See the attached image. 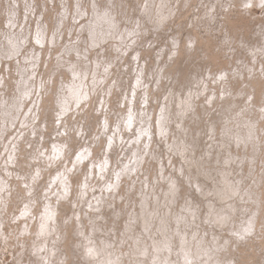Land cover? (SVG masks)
Instances as JSON below:
<instances>
[{
  "label": "rangeland",
  "instance_id": "374dc122",
  "mask_svg": "<svg viewBox=\"0 0 264 264\" xmlns=\"http://www.w3.org/2000/svg\"><path fill=\"white\" fill-rule=\"evenodd\" d=\"M14 1L15 0H0V36L3 35L2 36L3 38L0 37V44H4V43H6L5 41L10 39L9 35H12L11 33L14 34V32L17 31L18 33L16 32L15 34H19V29H20V32L25 31V32H28V34L31 32L29 34V40L30 41L28 42V44H29L28 48H30L31 45L37 44L36 38L40 32V28L42 30V27L46 26L45 28H47L46 29L47 30L46 31L47 32V35H46L47 39H46V47L43 50V52H46L45 54H43L44 66L39 69L38 74L40 73V79L41 80L46 81L49 88L51 89V92L47 96L45 94V91H44L45 111L41 112V115H40V117H41L40 121L42 122V124H41L42 127L44 128L45 125H48L47 128H44V130L42 128H41L42 130H40V129H39V131L37 130L39 133L37 132L36 134L31 135V136L35 135L34 137H31V136L27 137V141L22 143V146H24V147H21V150L19 151V153L20 152H22V153H21V155L20 154L18 155V159H17V161L19 162L18 165L17 166H15V165L11 166V169L15 171V174L22 177V181L21 182L16 181L14 183V185H13L14 190L12 192V196L9 197L10 201H9L8 205H6L4 207H0V226H1L0 232L2 233L0 235V238H2V239H0V264H30V262H31V264H100V262L105 259V258L103 259V257H105V255H103V252L105 249L103 247V245H104L103 243H104V239L108 237L109 228H110V230L116 229L115 233L113 231L112 232L109 231L110 233H113V235H119V237H124L123 236V229L126 228V221L127 222L129 221L126 218L127 215H125V213L127 214V212L130 210H131V212H136V211H137V213L140 212V210H139L140 207H139V205H137L138 201L140 200V196H141L140 193L137 194L138 190L140 189L139 183L135 185L136 188L129 195L128 190L130 188V191H131V189L134 187V184L132 182L131 187H129L128 183H131V179L127 178L126 176L122 179L120 186H119L118 193L116 195L114 194V196L112 195V197H114V199L110 198L111 202H113V208H110V209H108V211L103 212V213H105L104 217H106V219H108L109 222L107 223V220H105L104 221L105 223L103 222V225H101L100 228H98L99 230L97 233H99V232L101 233V234L99 233L100 238H99L98 234H97L98 237L94 236L95 234L94 235H93V233L91 234V232H93V231L91 230V222L89 221L90 215H92V213H91V211L88 212L89 216H87L86 212L89 210V203L94 201L96 199V197L101 195L100 186L103 185L105 180L102 179V175H101L102 173H100V172L98 175H96V177L94 176L92 178L91 175H92L93 171L94 170L99 171V167H98L99 165L98 166L96 165L95 169L92 170V168H93L92 159L95 160V162H97V163H99L100 161L105 163V162H107V156L109 157V162H110L109 170H111L112 175L110 177H108L107 179L110 182H112L114 179L113 175H114L115 171L118 170L119 167H123V164H125L129 160H131V159L127 160V157H125V154H123V148L120 149V146L121 145L124 146L127 142L124 143L120 140H121V138H127L130 134H133V132H135L134 134H138V132L136 130H134L133 132L130 131L128 133L125 132V129H124V127H126L125 120L128 119L130 112L133 111L134 106L137 109H138V107L141 108V103L143 102V98L141 99V97L144 96V93L146 91H147V93L149 92L148 97H150L149 98L150 105L148 107L147 104L146 105L142 104V109L145 107H148L150 109L149 118L151 121V124H150L151 132H152L151 138H153L152 139L153 144H155L154 151L157 152L159 154V156L161 157V161L163 163L162 166L164 165L163 166L164 169L162 172L165 175H167L168 177H170V176L174 177L176 182L179 183L178 184V186H179L178 187V195H177L174 206L171 205V208L173 210H178V212L181 211V209L185 205V200L188 198V196L192 197L191 193L188 192V188H190V187L188 186V183L183 181L181 174L178 173L179 158L177 156H174V158H175L174 159L175 160L174 165H172L173 164L172 162H174L173 160H170L171 162L169 161L168 151H167L168 145L165 144L166 140H164L163 142L160 141L158 130H157V127H158L157 122L159 123V120H158L159 115H160L159 112L161 109V104H163V98H164L165 93H167V92L169 93V92L173 91V88L177 89L179 86V81H180V83L181 82L184 83V85H183L184 87H188L189 84H187V82H186L187 79L196 78L197 76L202 77L203 75L205 76V78L208 77L207 79H209L210 75H212L213 77H216L217 79L222 80L221 84L224 86V84L226 83V87H228V88H231L233 86L232 88H234V89L239 88L240 91L243 89L245 90V95L242 97V104L241 105L240 104L238 105V102L236 101L237 98L233 97L234 96L233 94H230L227 97V99L224 101L220 100L218 97V99L221 102L220 103L221 108L216 107L212 111V114H209V113L206 114L207 111L203 108V103H202V101L205 98L203 96L200 97L199 99L196 100V108H195V113H196V115L198 114V116L193 115L194 120L189 121L190 126H192L194 128H200L201 126H197V122H199L200 120H203V122L201 123L202 129L200 130V132H204L203 133L204 140L202 142H200V144H202L203 147H201V148L197 147L196 148V150L198 152H200L199 153L200 156L203 155V158H201V160H200V162L202 164L204 163L205 160L211 161V160L215 159L214 157L210 158V156L208 155L209 153H207L208 151L215 153V151L217 149V142L216 141L213 142L212 145H208L210 142H212L211 134H213L212 131H209V130H211L212 124L215 123V129L218 131V134H219L217 139H220V140L226 142L225 148H223L220 152L222 155L221 160L223 162L229 163V165H225V167L230 168L232 170V171H229L230 174L228 173L229 177L231 176L230 178L232 179L233 184L237 185V187L239 188V197H243V198L245 197L247 200V201L244 200V202L241 204V206L244 208V212H247V218L245 219V217L240 213L241 209H238L236 215H234V217H233V220H232L233 223L232 224L230 223V225L225 227L226 229H231L233 232L236 231V233L229 232V230L222 232V230H220V229H215L217 234H219L221 237L227 238L226 240L222 239V241L225 240L224 241L225 244L223 245L224 246V251H223L224 253L222 254L223 255V257H222V255H221L222 251H220V257H218V258L223 259L222 260L223 264H264V122H263L264 121V90L262 89V91H257V92H254L253 94H250L251 92L249 93V82L251 80V76L249 75L250 68L251 67L256 68L258 66H261L262 63L264 62V55H262V54H264V41H263V32H262L263 31L262 27L264 26V11L262 9L255 8L256 10L253 9L251 12L254 15L251 16L247 11H245V9L242 6H240V4L242 3L241 0H237V1L236 0H234V1L233 0H229V1L228 0H222V4L218 8L217 12L214 11L216 14V21L212 25V30L210 31V33H208L204 29L203 25L196 28V25L201 24L200 22L204 16L205 11L207 10L206 5H205V7H203V4L205 3L204 0H201V3H199L200 0H191L190 3H187V0H183V1L182 0H179V1L178 0H172L173 5H175L174 8L177 9V11L175 10V13H174L175 16L174 17L172 16L169 20L170 22H167V24H165V25L162 24L161 26L156 27V28H155L154 23H150L149 20L148 21L145 20L144 16L142 15V13L144 14L143 9H146L147 5L148 6L151 5L150 0L149 1L148 0H126V1L125 0H118V1L117 0H106L107 2L105 0H100V1L99 0H95V1L94 0H83V1L82 0H66V1L65 0L64 1L55 0V2H54V0H45V1L44 0H24V1L23 0H19V1L16 0L15 1L17 3L16 5H15ZM101 1H102V3L104 1V3L100 4ZM143 1H145V2H143ZM146 1H148V2H146ZM231 1H232V3H231ZM18 2H19V4H18ZM22 2H24V3L26 2V3L24 4ZM64 2H67V3H64ZM94 2H97V3L94 4ZM98 2H99L100 6L98 5V7H96ZM122 2H123V4H121ZM138 2H139V4H138ZM182 2H184V3H182ZM228 2H230L231 8L229 7V9L232 10L231 13H229L230 11L226 7ZM20 3H21V5H20ZM27 4H28V6H27ZM64 4L68 5L67 6L68 8ZM105 4L107 5L104 7V8H106V10L103 8V6ZM143 4H144L145 8L143 7ZM194 4H196V5H194ZM14 5L15 6L18 5V6L14 7ZM101 5H102V7H101ZM114 5H116V6H114ZM125 5H127V6H125ZM31 6L33 9L31 8ZM44 6H46V7H44ZM116 7H118L119 9ZM123 7H124V9H122ZM99 8H100V10H99ZM108 9H110V10H108ZM128 9H131V10H128ZM28 10H30V11L33 10V12L31 11V13H30V11H28ZM59 10H60V12H59ZM82 10H84V11H82ZM141 10H142V13H141ZM91 11L94 13H92ZM111 11H113V12H111ZM120 11H124L125 17H124V13L120 12ZM203 11H204V13H203ZM114 12L118 16L116 14H114ZM126 12H128V13H126ZM11 13H13V14H11ZM35 13H36V15H35ZM65 13H68V14H65ZM97 13H99L100 15H103V14L109 15L112 22L118 26V28L116 29L117 33H120V32L126 33L127 31H132L134 29L135 34H133L131 39L130 38L128 39V40H130L128 42L131 43L133 40H136L134 43L135 45L130 44L129 47H126L127 45L123 46L120 44V41L117 40V42H115L116 41L115 40V41H113L115 44V47L112 48L111 47L112 41L109 40L110 41V42L108 41L109 43L107 42L106 44L103 45V48L106 47V50L104 49V51H102L100 47L97 48L96 51L99 53L98 55L101 58L102 62L104 63V64H102V63L100 64V65H102V66H100V68H101L100 71L102 70V72L105 74V75H103V73H102L101 76L103 78H105L106 80L99 83L100 88L98 87L97 91L91 92V94H92L91 98L87 101V103L85 102L87 104L84 107L85 111L83 109L81 110V112L78 111L79 109L82 108L83 105L79 106L78 109L74 108L73 112L70 113L69 116H66L65 118L63 117L64 118L63 121L65 123L64 124L59 123L60 125H58L57 114L60 113V109H59L60 107L56 103L57 96L60 94V92L62 90H67L68 85L71 84V82L73 81L72 70L64 67L65 64L60 65L59 59L63 58L67 62V63L66 62L65 63L68 66L78 64V62L80 61V56L78 55L77 50L80 48L82 53H86L88 50H90L89 48L91 46L90 45L91 35H90V32L87 29V27L95 19L97 20V16H96ZM111 13H113V15ZM83 14H85V15L83 16ZM139 14H140V17H139ZM77 15H78V17H77ZM81 15L83 16V18L81 17ZM133 16H135L136 18ZM116 17H117V19H116ZM122 17H123V19H122ZM19 18H20V20H19ZM29 18L32 22L29 20ZM119 18L122 19L124 24L122 23V21ZM71 21H73V23ZM127 21H129V22H127ZM135 21H137V22H135ZM25 22H26V25L24 24ZM29 23H30V25H29ZM83 23L84 24L86 23V24L84 25ZM126 24H127V26H126ZM128 24H130L131 26ZM16 25H17V27H16ZM27 25H29L30 27ZM39 26H40V28H39ZM63 26L66 28V30H64L65 28ZM71 26H73V28ZM213 26H214L215 31L213 29ZM81 28H83V29H81ZM99 28H102V26H99ZM9 29L11 30V32H9L10 31ZM136 29H139V30H136ZM32 30H33V32H32ZM82 30H83V33H82ZM12 31H14V32H12ZM46 32H45V34H46ZM220 32H222V33H220ZM180 33H181V35H180ZM54 34H56V35L54 36ZM143 34H147V35H143ZM80 35H82V36H80ZM139 35H142V36H139ZM144 36H145V38H144ZM175 36H178L177 38L180 39V43H179V46L177 49L179 51V53L176 55H172L173 51L175 50L172 40ZM226 36L229 37V40L227 41L228 44H226V42L224 41L226 39ZM56 37H57V39H56ZM77 37H78V39H77ZM85 37H86V39H85ZM133 37H135V38H133ZM189 38L192 40L194 38L197 42L196 47H195L196 49L194 50L195 52L194 51H187V41ZM52 39H55L56 44L54 46H51V48L53 47V49H51V51L48 53L47 52V48H49L48 44H51L50 42ZM84 40L87 42H85ZM144 40H145V42H144ZM78 41H80V42H78ZM137 43H138V45H137ZM78 44H79V47L77 48ZM119 44L121 47L119 46ZM130 47H132V49ZM168 47H169V49H168ZM31 49H32V47H31ZM54 49H56V50H54ZM85 49H86V51H85ZM69 50L71 52L67 53V51H69ZM129 50H131V51H129ZM260 50H261V52H260ZM111 51H112V53H111ZM43 52H41V54ZM167 53H169V54H167ZM25 54H28V53L26 52ZM70 54H73V57H71L72 55H70ZM104 54H105V57H104ZM179 54L181 55L180 57H179ZM62 55L64 57H67V59L62 57ZM113 55L115 57H113ZM124 55H126V56H124ZM118 56H120V57H118ZM138 56H139V58H138ZM89 57L92 59L93 62H95L96 55L94 54V51L91 52ZM106 57H108V58H106ZM198 57H199V59L200 58L201 59L199 60ZM68 58H71V59H68ZM161 58H162V60H160V63H159V59H161ZM234 58H236V59H234ZM41 59H42V57H41ZM107 59H109V62H110L109 64L105 63L108 61ZM82 60H84L85 62H86V60L88 61L87 58H86V60H85V58H83V59H81V61L79 63H81ZM111 60L113 62L114 61L115 62L112 63ZM257 60L259 62H257ZM73 61H75V62L73 63ZM50 62H52V63H50ZM176 62H179V63H176ZM191 62H192V64H191ZM233 62L235 63V65ZM161 63L164 65H162ZM199 63H200V65H199ZM250 63H252L253 65ZM12 64H13V62H12ZM116 64H117V67H116ZM239 64L241 65V67H239ZM40 65H42V63H40ZM208 65H209V67H208ZM9 66L8 65L5 67L0 66V71L3 74H6L7 81H8L7 87L5 85H4L5 88H3V86L0 87L2 90V91L0 90L1 91L0 96L2 95V97L6 98L7 100H9V99L13 100L15 98L14 95H16V93L18 92L17 81H16V78H18V72L15 68V65L14 66L12 65L13 66L12 70L9 68ZM197 66L199 67V69L201 71L198 69ZM158 67H160V68H158ZM263 67H264V63H263ZM263 67L261 66V69H263ZM118 68L120 70H118ZM238 68H239V70H242V71L244 70V71L243 72L239 71ZM53 69H55V70H53ZM104 69H107L108 72L107 71L104 72ZM109 69H111V70L109 71ZM115 69H117V70H115ZM10 70H11L12 75L9 73ZM139 70L143 72L141 75V80H143V84L145 86L138 88L137 82L135 81V79L138 75H140ZM152 70H153V72H152ZM48 71H49V73H48ZM68 73H70V74L68 75ZM239 73L244 74V77L240 78V81L236 80L237 79L236 76H238L237 74H239ZM65 74H67V75H65ZM108 74H109V76H108ZM152 74H153V80L151 77ZM227 74L229 75V77ZM9 75H10V77H9ZM191 75H192V77H191ZM230 75H232V76H230ZM67 76L68 77L70 76V77L68 78ZM181 76H182V78H181ZM222 76H224V77H222ZM11 77H12V79H11ZM42 77H43V79H42ZM142 77H144V79ZM63 78H66V79L63 80ZM54 79H55V81H54ZM49 80H50V82H49ZM68 80H69V82H67ZM162 80H164V81H162ZM212 80L213 79H209V82L207 84L208 92L210 93L213 91V89H215L214 91L216 92V90H217V94L219 92L220 97H221L222 92L225 91L226 89L223 88L220 91V89L217 88L219 86V84L213 83ZM228 80L230 81V83L228 82ZM232 81H234V82H232ZM53 82L55 83L56 87L54 86ZM176 82L178 83V85L176 84ZM231 82H232V85H231ZM262 83H264V76H262ZM156 84H158V85H156ZM227 84L231 85V86H228ZM215 85H218V86L216 87ZM147 86L149 87V89ZM210 86H211V88H209ZM260 87H264V84H261V86H259V88ZM52 88H54V89H52ZM136 89H137V92L133 93L136 91ZM157 89H160V90H157ZM4 91H6V93ZM98 91H101V94H99L100 92H98ZM97 93L99 95H97ZM138 94H139V96H137ZM219 94H218V96H219ZM63 95H65V94H63ZM135 95H136V98H135ZM140 99H141V101H139ZM90 100H91V102H90ZM252 100H253V102H252ZM157 101H159V102H157ZM51 102H54V103L50 104ZM204 102H205V100H204ZM254 105H255V108L257 107L256 108L257 110L253 108ZM226 106H227V110L229 112L228 113L229 118H226L227 115L225 116L224 110H222V108L223 107L226 108ZM228 106L230 107V109L228 108ZM218 108H219V110H218ZM241 109H243V111ZM221 110H222V114H221ZM217 111H219V112L217 113ZM238 112L240 113V115L238 114ZM218 114H220V115H218ZM256 114H257V116H256ZM243 115L245 118L242 117ZM246 115H247V117L248 116L249 117L247 118ZM106 116H107V118H106ZM230 116H233V117H230ZM257 117L259 119H257ZM54 118H55V120H54ZM68 118H70V119L68 120ZM221 119H223V120L221 121ZM233 119H234V122H233ZM251 119H253V120H251ZM116 120H117V122H116ZM52 121H54V122H52ZM77 121H78V123H76ZM109 121H111V123H113V124L109 123ZM223 121H224V123H223ZM260 121H261V123L263 122V124H261ZM227 122L230 123L232 128L230 127L229 123H227ZM97 123H99V124H97ZM234 124L237 126L236 127L237 129L235 128ZM53 125H54V127H52ZM232 125H234V126H232ZM112 126H113V128H112ZM228 126L230 127V131L231 132L233 131L235 136L233 135V133L230 134L231 133L230 131L229 132L227 131V130H229ZM48 127H50V128H48ZM243 127L246 129V131L244 130ZM53 128H54V130H53ZM247 128L250 130H248ZM45 129H47V130H45ZM79 129H80V132H79ZM108 129H109V131H108ZM134 129H136V128H134ZM239 129H241V130H239ZM14 130L12 131V133L14 132ZM67 130H68V132H67ZM18 131L15 132L13 137L18 135V133H19ZM226 131H227V133H226ZM74 132H75V134H74ZM194 132H196V131H194ZM258 132H259V134H258ZM68 133L70 135H67ZM107 133L108 134L110 133V134L108 135ZM223 134L228 136L230 139L226 136H225V138H223L224 137ZM58 135H59V137H58ZM125 135H126V137H125ZM221 135H222V137H221ZM230 135L232 138L230 137ZM252 135H254L253 138H251ZM61 136H63V137H61ZM67 136H68V138H67ZM114 137L116 138V141H118V142L112 140ZM199 137L200 136L198 135L197 139H199ZM234 137L236 140L233 139ZM237 137H239V138H237ZM57 138H58V140H57ZM170 140H172V142H171V144H172L174 141L173 135L171 136ZM233 141H235L234 146H233V143H234ZM36 143H37V145H36ZM57 143H60L61 145L63 144L62 148H63L64 153H63V155H61V157L59 156L58 158L54 159V157H50L49 155L51 153H54V154L57 153V151L54 149L55 144H57ZM116 143L119 146L116 145ZM27 144L28 145L32 144V145L30 147L29 146L27 147ZM112 144H113V146H112L113 149H111V151H110L109 149H110V146ZM32 146H34L33 149H30V148H32ZM213 146H215V148H212ZM41 147H42V149H41ZM87 147H89L91 149L89 158L88 159L86 158L82 161H79V159L81 158V153H83L84 151L85 152L88 151V149H86ZM228 148H229V151H228ZM261 148H262V150H260ZM36 149H37V151H36ZM211 149H213L214 151ZM241 149H243V152ZM34 150L37 153L34 154ZM224 151H226V152H224ZM230 151L232 154L230 153ZM65 152H66V154H65ZM230 155H232V156L234 155L233 156L234 158ZM0 158L1 159L3 158V160L5 159V150L0 149ZM226 158H229V159H226ZM7 159H9V157H7ZM53 159H54V161H53ZM152 159H153L152 157H149L148 161H146L147 159H145V162L143 163V165L141 166V169H140L141 172L138 173L139 178H135L137 174H134L132 176V178L135 179L136 181H139V179L140 178L142 179L143 177L145 180L149 179L157 187V190L160 191L159 196H161L162 195L161 189H163L164 186L166 187V183H164L161 180L160 183L156 184V179L158 178L157 172H159L158 176L160 177L161 167L159 166L158 163H156V161H154ZM216 159L219 160L218 157H216ZM30 160H31V162H30ZM59 161H61L62 163H60ZM1 162H2V160H1ZM52 162H53V164H52ZM55 162H58V163H55ZM80 162H81V164H80ZM123 162H125V163H123ZM75 165L77 167H75ZM38 166L41 168H39ZM220 166H222V164L218 165V167H216V168H220ZM3 167H5L6 169L8 168L6 164L2 166V169H3ZM208 167H210V166H208ZM221 168H223V167H221ZM2 169H0V172L7 174ZM34 169H35V171H34ZM67 169H68V171H67ZM238 170H239V172H238ZM247 170H248V172H247ZM256 171H258V172H256ZM41 172H43V173H41ZM216 172H217V170H216ZM243 172L244 173L247 172L246 173L247 175L244 174ZM58 174H63V175L66 174L67 177L69 175V180L68 181L66 180V183H68V186H70V191H69L70 193L66 190V192L64 193L65 198H64V200H61L62 203L59 204V202H56L55 203L56 205H55L54 202L56 200L58 201L57 196L56 195L51 196V195H49L51 193H47V192L55 191V193H57V192L63 193V191L65 190L60 181L55 182V177H56V175L58 176ZM33 175H36V177L32 181L31 179H32ZM63 175L61 177H63ZM109 175H110V172H109V174H107V176H109ZM241 175H243V177ZM66 176L64 175L65 178H66ZM215 176L218 178V176H220V175H219V173H216ZM61 177H59V178H61ZM86 179L87 180L90 179L89 183L93 184L94 189L89 188L90 186L85 183V182H87ZM30 182H32L33 186L29 185ZM212 183H213V181L208 182V184H210V185ZM34 184H36V185H34ZM114 184H116V180H115ZM51 186L52 187L54 186V187L52 188ZM60 190H62V191H60ZM243 190H244V192H243ZM164 193H166V190L164 191ZM109 195L110 194H107V193L105 194L106 197H109ZM48 197H49V200H48ZM66 197H68L69 199ZM41 198H43L44 200ZM86 198H87V200H86ZM128 198L130 199V202H129L130 205L124 204ZM237 198L238 197H236V200H237ZM85 200L87 201L86 204H88V205H86L84 203ZM191 200H194L195 202L202 204L200 198L197 195V191L195 188L193 189V198H191ZM49 202H52L53 204L49 203ZM9 204H10V206H9ZM43 205H45V206H43ZM50 206L54 207V209L56 210V215L52 220H49L46 222L45 220H46V217L48 216L47 210L49 209ZM28 208H31L30 218L31 217L33 218L31 221L28 218L23 217V212ZM201 210L203 212L207 213L205 211L206 210L205 208L201 209ZM252 210H253V212H252ZM111 211H114V212L118 211L117 215L119 216V219H117L118 217L116 218L115 216L110 215ZM82 213H83V219L82 220L85 223V225H81V223H80L81 217L79 214H82ZM119 214H121V217ZM36 215H38V218L36 217ZM204 215L206 216V214H204ZM92 217H93V215H92ZM243 219H244V221H243ZM110 225L113 227H111ZM251 228H252V230H251ZM242 229H247L248 232L249 231L250 232L249 233L241 232ZM100 230H102V231H100ZM139 231H140V229H139ZM104 232H106V233H104ZM87 233L90 235L88 236ZM245 233H246V235H245ZM104 234H106V235H104ZM242 234H243V236H242ZM208 238H211V237L209 236ZM107 239L110 240L111 239L110 236ZM114 239L116 240V238H114ZM247 239H248V241H247ZM207 243H210V242H207ZM99 245H102L101 249H100ZM118 248L116 249V253L126 249V247H124V248L120 247V250ZM94 249H100L101 250L100 255L96 257L97 261H96V259H93V254H94L93 250ZM128 249H130L129 246H128ZM100 256H101V258H100ZM141 257L140 256H136V257L132 256L130 261H129V257H126L125 260H128L129 264H131V263L135 264L133 262H136ZM98 260L100 262H98ZM119 262H122V259Z\"/></svg>",
  "mask_w": 264,
  "mask_h": 264
},
{
  "label": "bare ground",
  "instance_id": "6f19581e",
  "mask_svg": "<svg viewBox=\"0 0 264 264\" xmlns=\"http://www.w3.org/2000/svg\"><path fill=\"white\" fill-rule=\"evenodd\" d=\"M16 1V0H15ZM14 1V2H15ZM19 1V0H18ZM24 1V0H23ZM45 1V0H44ZM64 1V0H62ZM66 1V0H65ZM83 1V0H82ZM95 1V0H94ZM100 1V0H99ZM106 1V0H105ZM118 1V0H117ZM126 1V0H125ZM149 1V0H148ZM146 1V2H148ZM151 1V5H147L146 9H143L144 14L141 13L144 16L145 20H149L150 23H154L155 28L161 26L162 24H167V22H170V18L174 15L175 10L177 11V9L174 8L175 5H173V1L172 0H150ZM179 1V0H178ZM177 1V2H178ZM183 1V0H182ZM229 1V0H228ZM234 1V0H233ZM237 1V0H236ZM242 3L240 4V6H242L245 11H247L251 16H253L254 14H252V10H256L255 8H259L262 9L264 11V0H241ZM28 2V1H27ZM30 2V1H29ZM32 2V1H31ZM55 2V0H54ZM78 2V1H77ZM76 2V3H77ZM107 2V1H106ZM124 2V1H123ZM123 2L121 4H123ZM145 2V1H143ZM191 0H187V3H190ZM204 4L203 7H205V5L207 6V10L203 11L204 16L201 20V24L196 25L197 27H200L201 25H203L204 29L210 33V31L212 30V25L214 24V22L216 21V14L214 11L217 12L218 8L221 6L222 4V0H204ZM24 3V2H22ZM26 3V2H25ZM24 3V4H25ZM46 3V2H45ZM67 3V2H64ZM97 2H94V4ZM104 3V1H103ZM102 1L100 4H103ZM120 3V2H119ZM118 3V4H119ZM128 3V2H127ZM141 3V2H140ZM184 3V2H182ZM201 3V0L200 2ZM232 3V1H231ZM17 3L15 2V5ZM19 4V2H18ZM80 4V3H79ZM78 4V5H79ZM108 4V3H107ZM116 4V3H115ZM126 4V3H125ZM139 4V2H138ZM186 4V3H185ZM14 7H17L15 6ZM21 5V3H20ZM31 5V4H30ZM66 5V4H64ZM77 5V6H78ZM81 5V4H80ZM99 2L97 4L96 7H98ZM120 5V4H119ZM196 5V4H194ZM25 6V5H24ZM28 6V4H27ZM68 5H66L67 7ZM100 6V5H99ZM107 6L106 4L103 6V8ZM109 6V5H108ZM116 6V5H114ZM127 6V5H125ZM129 6V5H128ZM139 6V5H138ZM13 7V6H12ZM46 7V6H44ZM49 7V6H48ZM65 7V6H64ZM65 7V8H66ZM87 7V6H86ZM102 7V5H101ZM130 7V6H129ZM142 7V6H141ZM144 7V4H143ZM185 7V6H184ZM187 7V6H186ZM227 9H229L230 7V2H228V4L226 5ZM26 8V7H25ZM32 8V6H31ZM64 8V9H65ZM68 8V7H67ZM118 8V7H116ZM127 8V7H126ZM145 8V7H144ZM183 8V7H182ZM231 8V7H230ZM14 9V8H13ZM33 9V8H32ZM48 9V8H47ZM63 9V8H62ZM87 9V8H86ZM85 9V10H86ZM95 9V8H94ZM106 10V8H104ZM111 9V8H110ZM108 9V10H110ZM119 9V8H118ZM124 9V7L122 8ZM185 9V8H184ZM49 10V9H48ZM89 10V9H88ZM100 10V8H99ZM98 10V11H99ZM102 10V9H101ZM112 10V9H111ZM117 10V9H116ZM115 10V11H116ZM131 10V9H128ZM137 10V9H136ZM19 11V10H18ZM27 11V10H26ZM30 11V10H28ZM33 12V10H31ZM30 11V13H31ZM35 11V10H34ZM57 11V10H56ZM69 11V10H68ZM71 11V10H70ZM84 11V10H82ZM126 11V10H125ZM140 11V10H139ZM201 11V10H200ZM199 11V12H200ZM227 11V10H226ZM229 13L232 12L231 9H229ZM60 12V10H59ZM73 12V11H72ZM87 12V11H86ZM90 12V11H89ZM92 12V11H91ZM113 12V11H111ZM118 12V11H117ZM123 12L124 11H120ZM219 12V11H218ZM29 13V14H30ZM94 13V12H92ZM102 13V12H101ZM128 13V12H126ZM140 13V12H139ZM177 13V12H176ZM13 14V13H11ZM38 14V13H37ZM68 14V13H65ZM80 14V13H79ZM86 14V13H85ZM83 14V16L85 15ZM113 15V13H111ZM114 14H116L114 12ZM121 14V13H120ZM132 14V13H131ZM200 14V13H199ZM16 15V14H15ZM14 15V16H15ZM19 15V14H18ZM28 15V14H27ZM31 15V14H30ZM36 15V13H35ZM117 15V14H116ZM189 15V14H188ZM57 16V15H56ZM60 16V15H59ZM74 16V15H73ZM83 16L81 15V17L83 18ZM89 16V15H88ZM97 20L95 19L88 27L87 29L90 32L91 35V43H90V50H88L86 53H82L81 49L79 48L77 50L78 55L80 56V61L81 59L86 58L88 59V61L86 60V62L84 60H82L81 63L78 62V64H74V65H66V61L63 58L59 59V64L60 65H64V67H66L67 69L72 70V76H73V81L71 82V84L68 85L67 90H62L60 92V94L57 96V100L56 103L59 105V109H60V113L57 114V123L58 125H60L61 123H65L63 121V119L66 116H69L70 113L73 112L74 108H77L81 105L82 108L79 109L78 111L81 112V110H84V107L87 105V101L91 98L92 94L91 92H95L98 90L99 87V83L102 81H105L106 79L103 78L102 75V70L100 71V65L101 63L104 64L101 60V58L99 57V53L96 51L98 47L101 48L102 51H104V49L106 50V47L103 48V45L106 44L109 40L112 41V48L115 47V44L113 41L117 42L120 41L121 45H127L126 47H129L130 44H134L136 40H133L131 43L128 42L130 40H128L129 38L131 39V37L133 36V34H135L134 29L132 31H127L126 33L124 32H120L117 33L116 29L118 28V26L112 22L111 18L109 15H100L99 13H97ZM118 16V15H117ZM137 16V15H136ZM199 16V15H198ZM10 17V16H9ZM30 17V16H29ZM78 17V15H77ZM76 17V18H77ZM124 17H125V13H124ZM127 17V16H126ZM129 17V16H128ZM132 17V16H131ZM135 17V16H133ZM140 17V14H139ZM16 18V17H15ZM21 18V17H20ZM19 18V20H20ZM28 18V17H27ZM32 18V17H31ZM34 18V17H33ZM136 18V17H135ZM134 18V19H135ZM258 18V17H257ZM8 19V18H7ZM26 19V18H25ZM39 19V18H38ZM43 19V18H42ZM71 19V18H70ZM75 19V18H74ZM85 19V18H84ZM117 19V17H116ZM121 21L123 19L119 18ZM138 19V18H137ZM136 19V20H137ZM28 20V19H27ZM30 20V18H29ZM34 20V19H33ZM83 20V19H82ZM126 20V19H125ZM124 20V21H125ZM132 20V19H131ZM130 20V21H131ZM142 20V19H141ZM144 20V21H145ZM16 21V20H15ZM26 21V20H25ZM31 21V20H30ZM29 21V22H30ZM35 21V20H34ZM64 21V20H63ZM75 21V20H74ZM85 21V20H84ZM87 21V20H86ZM116 21V20H115ZM114 21V22H115ZM7 22V21H6ZM21 22V21H20ZM32 22V21H31ZM73 23V21H71ZM126 22V21H125ZM129 22V21H127ZM137 22V21H135ZM18 23V22H17ZM39 23V22H38ZM37 23V24H38ZM117 23V22H116ZM123 23V21H122ZM121 23V24H122ZM145 23V22H144ZM149 23V24H150ZM10 24V23H9ZM21 24V23H20ZM26 25V22L24 23ZM66 24V23H65ZM84 24V23H83ZM86 24V23H85ZM84 24V25H85ZM124 24V23H123ZM133 24V23H132ZM7 25V24H6ZM18 25V24H17ZM16 25V27H17ZM30 25V23H29ZM27 25V26H29ZM39 25V24H38ZM70 25V24H69ZM77 25V24H76ZM80 25V24H79ZM130 25V24H128ZM141 25V24H140ZM153 25V24H152ZM151 25V26H152ZM163 25V26H164ZM44 26V25H43ZM62 26V25H61ZM82 26V25H81ZM87 26V25H86ZM99 26H102V28H99ZM127 26V24H126ZM131 26V25H130ZM133 26V25H132ZM144 26V25H143ZM148 26V25H147ZM30 27V26H29ZM46 26L42 27V30L40 28V32L36 38V45H31L30 48H28V42L29 40V34L31 33L29 30V34L28 32L25 31H21L19 29V34H15L17 31V29L15 30L16 32L11 33L12 35L10 36V39L5 41L6 43L4 44H0V66H9V68L12 70L13 66L15 65V68L18 72V78H16L17 81V89L18 92L16 93L15 98L13 100H7L6 98L2 97V95L0 96V149L1 150H5V159L3 160V158H0V169H2L3 165H7V169L5 167H3V171H5L7 174L1 173L0 172V207H4L6 205H8L9 201H10V196H12V192H13V185L16 181L21 182L22 181V177L19 175L15 174V171L11 169V166H17L18 165V155L22 152L19 153V151L21 150L22 143L27 141V137L31 136L33 134H36L39 129L40 130H44V128H47L48 125H45L44 128L42 127V122L40 121L41 117V112L45 111V105H44V91L45 94L48 96L51 92V89L49 88L48 84L46 83L45 80H41L40 79V73L38 74V71L41 67L44 66V61H43V54H45L46 52H43L44 48L46 47V35H47V28H45ZM64 27V26H63ZM68 27V26H67ZM73 28V26H71ZM134 27V26H133ZM165 27V26H164ZM24 28V27H23ZM38 28V29H39ZM65 28V27H64ZM75 28V27H74ZM84 28V27H83ZM81 28V29H83ZM132 28V27H131ZM146 28V27H145ZM154 28V27H153ZM68 29V28H67ZM121 29V28H120ZM130 29V28H129ZM151 29V28H150ZM163 29V28H162ZM214 29V26H213ZM263 29V41H264V26L262 27ZM10 30V29H9ZM22 30V29H21ZM25 30V29H24ZM35 30V29H34ZM37 30V29H36ZM66 30V28L64 29ZM63 30V31H64ZM122 30V29H121ZM139 30V29H136ZM153 30V29H152ZM62 31V30H61ZM68 31V30H67ZM77 31V30H76ZM120 31V30H119ZM215 31V29H214ZM11 32V30L9 31ZM33 32V30H32ZM46 32V34H45ZM51 32V31H50ZM65 32V31H64ZM74 32V31H73ZM140 32V31H139ZM18 33V32H17ZM62 33V32H61ZM60 33V34H61ZM83 33V30H82ZM150 33V32H149ZM154 33V32H153ZM222 33V32H220ZM10 34V33H9ZM33 34V33H32ZM51 34V33H50ZM64 34V33H63ZM71 34V33H70ZM73 34V33H72ZM85 34V33H84ZM190 34V33H189ZM56 34H54L55 36ZM68 35V34H67ZM137 35V34H136ZM143 35H147V34H143ZM181 35V33H180ZM3 36V35H2ZM0 36V37H2ZM82 36V35H80ZM135 36V35H134ZM142 36V35H139ZM150 36V35H149ZM191 36V35H190ZM178 36H175L173 38V46H174V51L172 53V55H176L179 53L178 46L180 43V39L177 38ZM3 38V37H2ZM6 38V37H5ZM50 38V37H49ZM135 38V37H133ZM145 38V36H144ZM148 38V37H147ZM57 39V37H56ZM74 39V38H73ZM78 39V37H77ZM86 39V37H85ZM89 39V38H88ZM141 40V39H140ZM229 40V37L226 36V39L224 40L227 43V41ZM70 41V40H69ZM85 41V40H84ZM231 41V40H230ZM80 42V41H78ZM82 42V41H81ZM87 42V41H85ZM84 42V43H85ZM110 42V41H109ZM108 42V43H109ZM141 42V41H140ZM145 42V40H144ZM3 43V42H2ZM51 44H48L49 48H47V52L49 53L51 51V49H53V47L51 48V46H54L56 44L55 39H52ZM61 43V42H60ZM65 43V42H64ZM155 43V42H154ZM170 43V42H169ZM196 40L193 38L192 39H188L187 41V51H194L196 48ZM63 44V43H62ZM73 44V43H72ZM87 44V43H86ZM118 44V43H117ZM119 44V46H120ZM144 44V43H143ZM232 44V43H231ZM64 45V44H63ZM135 45V44H134ZM138 45V43H137ZM171 45V44H170ZM223 45V44H222ZM65 46V45H64ZM72 46V45H71ZM86 46V45H85ZM117 46V45H116ZM261 46V45H260ZM58 47V46H57ZM69 47V46H68ZM79 47V44L77 45V48ZM121 47V46H120ZM125 47V48H126ZM133 47V46H132ZM132 47H130L132 49ZM163 47V46H162ZM167 47V46H166ZM172 47V46H171ZM259 47V46H258ZM61 48V47H60ZM73 48V47H72ZM84 48V47H83ZM87 48V49H88ZM160 48V47H159ZM261 48V47H260ZM167 49V48H166ZM169 49V47H168ZM172 49V48H171ZM252 49V48H251ZM56 50V49H54ZM61 50V49H60ZM222 50V49H221ZM262 50V49H261ZM260 50V52H261ZM86 51V49H85ZM94 51V54L96 55L95 58V62L92 61V59L89 57V55L91 54V52ZM108 51V50H107ZM113 51V50H112ZM111 51V53H112ZM124 51V50H123ZM131 51V50H129ZM155 51V50H154ZM157 51V50H156ZM159 51V50H158ZM28 54H25V53ZM41 52H43L41 54ZM71 52L70 50L67 51ZM137 52V51H136ZM140 52V51H139ZM166 52V51H165ZM169 52V51H168ZM171 52V51H170ZM195 52V51H194ZM59 53V52H58ZM105 53V52H104ZM130 53V52H129ZM128 53V54H129ZM186 53V52H185ZM192 53V52H191ZM52 54V53H51ZM114 54V53H113ZM169 54V53H167ZM194 54V53H193ZM65 55V54H64ZM71 57H73V54ZM102 55V54H101ZM112 55V54H111ZM164 55V54H163ZM260 55V54H259ZM264 55V54H262ZM54 56V55H53ZM126 56V55H124ZM130 56V55H129ZM159 56V55H158ZM181 55L179 54V57ZM42 57V59H41ZM62 57H64L62 55ZM75 57V56H74ZM105 57V54H104ZM112 57V56H111ZM113 57H115L113 55ZM112 57V58H113ZM120 57V56H118ZM122 57V56H121ZM192 57V56H191ZM252 57V56H251ZM255 57V56H254ZM253 57V58H254ZM65 59H67V57H64ZM108 58V57H106ZM139 58V56H138ZM160 58V57H159ZM190 58V57H189ZM195 58V57H194ZM71 59V58H68ZM74 59V58H73ZM193 59V58H192ZM199 59V57H198ZM197 59V60H198ZM201 59V58H200ZM199 59V60H200ZM236 59V58H234ZM251 59V58H250ZM13 60V61H12ZM75 60V59H74ZM108 61L105 63H110L109 59H107ZM113 60V59H112ZM111 60V61H112ZM118 60V59H117ZM136 60V59H135ZM159 59V63H160ZM177 60V59H176ZM175 60V61H176ZM196 60V59H195ZM242 60V59H241ZM6 61V62H5ZM58 61V60H57ZM72 61V60H71ZM138 61V60H137ZM140 61V60H139ZM179 61V60H178ZM236 61V60H235ZM251 61V60H250ZM13 62V64H12ZM66 62V63H65ZM75 61H73L74 63ZM115 62V61H114ZM112 61V63H114ZM257 62H259L257 60ZM40 63H42V65H40ZM52 63V62H50ZM49 63V64H50ZM130 63V62H129ZM136 63V62H135ZM179 63V62H176ZM203 63V62H202ZM234 63V62H233ZM243 63V62H242ZM246 63V62H245ZM249 63V62H248ZM264 63V62H263ZM263 63H262V67H263ZM71 64V63H70ZM127 64V63H126ZM138 64V63H137ZM162 64V63H161ZM171 64V63H170ZM192 64V62H191ZM252 64V63H250ZM13 65V66H12ZM164 65V64H162ZM179 65V64H178ZM194 65V64H193ZM198 65V64H197ZM200 65V63H199ZM235 65V63H234ZM253 65V64H252ZM255 65V64H254ZM114 66V65H113ZM135 66V65H134ZM133 66V67H134ZM139 66V65H138ZM159 66V65H158ZM233 66V65H232ZM244 66V65H243ZM246 66V65H245ZM251 66V65H250ZM249 66V67H250ZM261 66H258L256 68L251 67L250 68V73L249 75L251 76V80L249 82V93L253 94L254 92L257 91H262V89L264 90V87H260L262 83V76H264V67L263 69H261ZM3 67V68H4ZM49 67V66H48ZM62 67V66H61ZM117 67V64H116ZM161 67V66H160ZM158 67V68H160ZM198 67V66H197ZM196 67V68H197ZM209 67V65H208ZM239 67H241V65L239 64ZM54 68V67H53ZM115 68V67H114ZM193 68V67H192ZM191 68V69H192ZM232 68V67H231ZM50 69V68H49ZM58 69V68H57ZM130 69V68H129ZM157 69V68H156ZM199 69V67H198ZM226 69V68H225ZM11 70L9 71V73L12 75ZM55 70V69H53ZM52 70V71H53ZM59 70V69H58ZM111 69H109L110 71ZM117 70V69H115ZM118 70H120L118 68ZM144 70V69H143ZM200 70V69H199ZM203 70V69H202ZM237 70V69H236ZM239 70V68H238ZM51 71V72H52ZM107 69H104V72H106ZM122 71V70H121ZM178 71V70H177ZM181 71V70H180ZM201 71V70H200ZM233 71V70H232ZM242 71V70H239ZM244 71V70H243ZM242 71V72H243ZM47 72V71H46ZM62 72V71H61ZM65 72V71H64ZM108 72V71H107ZM140 75H138L135 79V81L137 82V86L142 87L145 86L143 84V80H141V75H142V71H140ZM153 72V70H152ZM167 72V71H166ZM215 72V71H214ZM49 73V71H48ZM63 73V72H62ZM110 73V72H109ZM122 73V72H121ZM191 73V72H190ZM51 74V73H50ZM70 73H68L69 75ZM107 74V73H106ZM184 74V73H183ZM205 74V73H204ZM47 75V74H46ZM67 75V74H65ZM103 75H105L103 73ZM181 75V74H180ZM185 75V74H184ZM195 75V74H194ZM203 75V74H202ZM201 75V76H202ZM228 75V74H227ZM238 76H236V80L240 81V78L244 77V74H237ZM63 76V75H62ZM109 76V74H108ZM165 76V75H164ZM232 76V75H230ZM253 76V77H252ZM10 77V75H9ZM50 77V76H49ZM64 77V76H63ZM66 77V76H65ZM68 77V76H67ZM70 77V76H69ZM68 77V78H69ZM105 77V76H104ZM112 77V76H111ZM152 80H153V74L151 75ZM189 77V76H188ZM192 77V75H191ZM224 77V76H222ZM229 77V75H228ZM235 77V76H234ZM47 78V77H46ZM59 78V77H58ZM144 79V77H142ZM162 78V77H161ZM182 78V76H181ZM185 78V77H184ZM208 78V77H207ZM205 78V76L203 75L202 77H196V78H191V79H187V84H189L188 87H184V83H180L179 81V86L177 89L173 88V91L171 92H167L164 95L163 98V104H161V109L159 112V123L157 122V130H158V134H159V138L160 141L163 142L164 140H166L165 144L168 145V157H169V161L173 160L174 162H172L174 165L175 164V158L174 156H177L179 158V170L178 173L181 174L183 181L188 183V186L190 188H188V192L191 193V196H188V198L185 200V205L184 207L181 209V211L178 212V210H173L171 208V205L174 206L177 195H178V182H176V180L174 179V177H168L167 175H165L162 171L164 169V165L162 166V161H161V157L159 156V154L157 152L154 151V147L155 144H153V138H151L152 136V132H151V121L149 118V112L150 109L148 108L150 105V101L148 95L149 92L147 93V91L144 93V96L141 97V99L143 98V102L141 103V108L138 107V109L134 106L133 107V111L130 112V115L128 117V119L125 120V125L126 127H124L125 132L128 133L130 131H134L136 130L138 132V134H134L135 132H133V134H130L127 138H121L120 141L122 142H127L124 146L121 145L120 149L123 148V154H125V157H127L129 160L127 163L123 164V167H119L118 170L115 171L114 173V179L112 182L108 181V177H110L112 175L111 170H109L110 167V162H109V157L107 156V162H102L100 161L99 163L95 162V160L92 159V170L95 169V166L99 165V171L94 170L92 173V178L96 175L100 173H102V179L105 180V182L103 183V185L100 186V191H101V195L96 197V199L92 202L89 203V210L86 212V215L89 216V213L91 211L92 215H90L89 221L91 222V230L93 232H91V234L93 233L94 236L98 237L100 234L97 233L98 232V228H100L101 225H103V222L105 220H107V223L109 222L108 219H106V217H104L103 213L104 211H108V209L113 208V202H111V199H114V197H112V195L114 196V194L116 195L119 191V186L120 183L122 181V179L126 176L127 178L131 179V183H128V186L131 187L132 182L134 184V187L131 189L130 188L128 190V194L130 195L133 190L136 188L135 185L139 183L140 189L138 190L137 194L140 193V200L138 201L137 205H139L140 207V212L137 213L136 212H131L128 211L127 214L125 213V215H127V220H129L128 222L126 221V228L123 229V236L124 237H119V235H113V233H110L109 231H113L114 233L116 232V229L110 230L108 231V237L110 236V240L105 238L104 239V245L103 247L104 252L103 255H105V257H103V261H99L100 264H129L128 262L130 261L131 257L134 256H142L139 260H137L136 262H133L135 264H223V259H219L218 257H220V251H222L221 255L224 253V244H225V240L227 238L221 237L219 234L216 233L215 229H220L222 230V232H225L226 230H229V232L232 233H236V231H232L231 229H226L225 227H227L228 225H230V223H233V217L234 215H236L238 209H241V214L245 217V219L247 218V212H244V208L241 206V204L244 202V200H246V198L244 197H239V188L237 187V185H234L232 182V179L229 177V171H232L230 168L225 167V165H229V163L227 162H223L221 160V150L223 148H225V143L224 141L217 139V137L219 136L218 131L215 129V123L212 124L211 130L213 134H211L212 137V142H210L208 145H212L213 142H217V149L215 151V153H212L211 151H208L207 153H209L208 155L211 157H214L215 159L211 160V161H204V163L202 164L200 162L201 158H203V155L200 156V152H198L196 150L197 147L201 148L203 147L202 144H200V142H202L204 140L203 138V133L204 132H200V130L202 129V125L201 123L203 122V120H200L199 122H197V126H201L200 128H194L192 126L189 125V121L190 120H194V116H198V114L196 115L195 113V108H196V100L199 99L200 97H204V100L202 101L203 103V108L207 111V113L212 114V111L216 108L219 107L221 108L220 105V100L224 101L227 99V97L230 94H233L235 98H237V102L238 105L242 104V97L245 95V90H239L238 89H234V88H228L226 87V83L224 84V86L221 84L222 80L217 79L216 77H213L212 75H210L209 79H213V83H217L218 85H215L217 88L220 89V91L224 88L226 89L225 91L222 92V95L220 97V94L218 96L217 94V90L216 92L214 91L215 89H213L212 92H208V87L207 84L209 82V79ZM232 78V77H231ZM12 79V77H11ZM43 79V77H42ZM53 79V78H52ZM66 78H63V80ZM169 79V78H168ZM146 80V79H145ZM227 80V79H226ZM231 80V79H230ZM55 81V79H54ZM164 81V80H162ZM161 81V82H162ZM7 77L6 74H3L0 71V87L3 86V88H5V86L7 87ZM50 82V80H49ZM69 82V80L67 81ZM145 82V81H144ZM151 82V81H150ZM228 82L230 83V81L228 80ZM234 82V81H232ZM231 82V85H232ZM54 83V82H53ZM152 83V82H151ZM155 83V82H154ZM241 83V82H240ZM150 84V83H149ZM176 84L178 85V83L176 82ZM234 84V83H233ZM236 84V83H235ZM5 85V86H4ZM158 85V84H156ZM228 85V84H227ZM228 85V86H231ZM258 85V86H257ZM53 86V85H52ZM55 86V83H54ZM53 86V87H54ZM154 86V85H153ZM176 86V85H175ZM56 87V86H55ZM148 87V86H147ZM159 87V86H158ZM177 87V86H176ZM239 87V86H238ZM241 87V86H240ZM100 88V87H99ZM180 88V89H179ZM211 88V86L209 87ZM236 88V87H235ZM54 89V88H52ZM145 89V88H144ZM149 89V87H148ZM1 90V88H0ZM5 90V89H4ZM154 90V89H153ZM160 90V89H157ZM2 91V90H1ZM0 91V92H1ZM54 91V90H53ZM6 93V91H4ZM99 94H101V91ZM137 89L135 92L136 93ZM215 93V94H214ZM65 94V95H63ZM97 93V95H99ZM247 94V93H246ZM6 95V94H5ZM53 95V94H52ZM57 95V94H56ZM96 95V94H95ZM134 95V94H133ZM94 96V95H93ZM139 96V94L137 95ZM9 97V96H8ZM129 97V96H128ZM219 97V99H218ZM52 98V97H51ZM136 98V95H135ZM247 98V97H246ZM141 99L139 101H141ZM245 99V98H244ZM49 100V99H48ZM138 101V100H137ZM48 102V101H47ZM86 102V103H85ZM91 102V100H90ZM159 102V101H157ZM253 102V100H252ZM54 102H51L50 104H53ZM106 103V102H105ZM162 103V102H161ZM255 103V102H254ZM90 104V103H89ZM142 104L146 105L148 107H145L142 109ZM251 104V103H250ZM138 105V104H137ZM91 106V105H90ZM253 107V106H252ZM58 108V107H57ZM213 108V109H212ZM218 108V110H219ZM228 108L230 109V107L228 106ZM255 108V105L253 107ZM212 109V110H211ZM252 109V108H251ZM101 110V109H100ZM210 110V111H209ZM217 110V109H216ZM222 110H224V114L226 116V118H229V112L227 110V106L226 108L223 107ZM222 110H221V114H222ZM243 111V109H241ZM257 110V109H256ZM58 111V110H57ZM85 111V110H84ZM83 111V112H84ZM99 111V110H98ZM104 111V110H103ZM199 111V110H198ZM209 111V112H208ZM255 111V110H254ZM79 112V113H80ZM219 111H217L218 113ZM240 112V111H239ZM238 112V114L240 115V113ZM127 113V112H126ZM244 113V112H243ZM103 114V113H102ZM43 115V114H42ZM100 115V114H99ZM194 115V116H193ZM220 115V114H218ZM104 116V115H103ZM102 116V117H103ZM238 116V115H237ZM257 116V114H256ZM260 116V115H259ZM64 117V118H63ZM233 117V116H230ZM235 117V116H234ZM239 117V116H238ZM244 117V115L242 116ZM247 117V115H246ZM249 117V116H248ZM247 117V118H248ZM252 117V116H251ZM250 117V118H251ZM96 118V117H95ZM107 118V116H106ZM218 118V117H217ZM224 118V117H223ZM241 118V117H240ZM245 118V117H244ZM70 118H68L69 120ZM121 119V118H120ZM220 119V118H219ZM218 119V120H219ZM225 119V118H224ZM257 119H259L257 117ZM55 120V118H54ZM67 120V119H66ZM101 120V119H100ZM223 119H221L222 121ZM226 120V119H225ZM224 120V121H225ZM239 120V119H238ZM253 120V119H251ZM40 121V122H39ZM214 121V120H213ZM223 121V123H224ZM236 121V120H235ZM241 121V120H240ZM39 122V123H38ZM54 122V121H52ZM99 122V121H98ZM117 122V120H116ZM219 122V121H218ZM234 122V119H233ZM232 122V123H233ZM264 122V121H263ZM263 122L260 123L263 124ZM47 123V122H46ZM45 123V124H46ZM60 123V124H59ZM78 123V121L76 122ZM109 123H111V121H109ZM208 123V122H207ZM229 123V122H227ZM71 124V123H70ZM99 124V123H97ZM113 124V123H111ZM110 124V125H111ZM237 124V123H236ZM242 124V123H241ZM52 125V124H51ZM228 125V124H227ZM230 125V123H229ZM235 125V124H234ZM232 125V126H234ZM73 126V125H72ZM78 126V125H77ZM98 126V125H97ZM211 126V125H210ZM209 126V127H210ZM240 126V125H239ZM54 127V125L52 126ZM63 127V126H62ZM80 127V126H79ZM116 127V126H115ZM229 127V126H228ZM227 127V128H228ZM231 127V125H230ZM230 127L229 130H227L228 132L230 131ZM237 126L235 125V128ZM241 127V126H240ZM42 128V129H41ZM50 128V127H48ZM69 128V127H68ZM81 128V127H80ZM113 128V126H112ZM123 128V127H122ZM136 128V129H134ZM223 128V127H222ZM232 128V127H231ZM244 128V127H243ZM15 129V130H14ZM73 129V128H72ZM75 129V128H74ZM210 129V128H209ZM234 129V128H233ZM237 129V128H236ZM242 129V128H241ZM239 129V130H241ZM248 129V128H247ZM14 130V132L12 133V131ZM19 130V131H18ZM38 130V131H37ZM47 130V129H45ZM54 130V128H53ZM83 130V129H82ZM112 130V129H111ZM123 130V129H122ZM224 130V129H223ZM232 130V129H231ZM244 130L246 131V129L244 128ZM250 130V129H248ZM18 131V135L13 137V135L15 134V132ZM59 131V130H58ZM109 131V129H108ZM121 131V130H120ZM196 131V132H194ZM226 131V133H227ZM238 131V130H237ZM68 132V130H67ZM80 132V129H79ZM231 132V131H230ZM243 132V131H242ZM241 132V133H242ZM39 133V132H38ZM41 133V132H40ZM59 133V132H58ZM57 133V134H58ZM61 133V132H60ZM72 133V132H71ZM83 133V132H82ZM120 133V132H119ZM123 133V132H122ZM196 133V134H195ZM211 133V132H210ZM225 133V132H224ZM233 131L230 133L232 134ZM237 133V132H236ZM240 133V132H239ZM56 134V135H57ZM63 134V133H62ZM75 134V132H74ZM108 134V133H107ZM110 134V133H109ZM108 134V135H109ZM124 134V133H123ZM222 134V133H221ZM259 134V132H258ZM38 135V134H37ZM42 135V134H41ZM67 135H70L69 133ZM81 135V134H80ZM83 135V134H82ZM173 135V143L171 144L172 140H170L171 136ZM200 136L199 139H197V136ZM225 138V134H223ZM228 135V134H227ZM234 135V133H233ZM237 135V134H236ZM242 135V134H241ZM35 136V135H34ZM31 136V137H34ZM40 136V135H39ZM38 136V137H39ZM117 136V135H116ZM123 136V135H122ZM235 136V135H234ZM243 136V135H242ZM55 137V136H54ZM59 137V135H58ZM63 137V136H61ZM77 137V136H76ZM82 137V136H81ZM80 137V138H81ZM84 137V136H83ZM86 137V136H85ZM126 137V135H125ZM135 137V138H134ZM222 137V135H221ZM228 137V136H226ZM231 137V135H230ZM254 135H252L251 138H253ZM68 138V136H67ZM78 138V137H77ZM134 138V139H133ZM206 138V137H205ZM229 138V137H228ZM227 138V139H228ZM232 138V137H231ZM239 138V137H237ZM33 139V138H32ZM31 139V140H32ZM35 139V138H34ZM40 139V138H39ZM46 139V138H45ZM169 139V140H168ZM226 139V140H227ZM230 139V138H229ZM235 139V137L233 138ZM10 140V141H9ZM37 140V139H36ZM58 140V138H57ZM110 140V139H109ZM113 141H116V138L114 137L112 139ZM236 140V139H235ZM253 140V139H252ZM263 140V139H262ZM30 141V140H29ZM28 141V142H29ZM33 141V140H32ZM62 141V140H61ZM256 141V140H255ZM35 142V141H34ZM40 142V141H39ZM118 142V141H116ZM230 142V141H229ZM233 146L235 144V141H233ZM247 142V141H246ZM33 143V142H32ZM65 143V142H64ZM67 144V143H66ZM32 145V144H31ZM27 144V147L31 146ZM37 145V143H36ZM35 145V146H36ZM39 145V144H38ZM42 145V144H41ZM63 145V144H62ZM62 145L60 143L55 144V150L57 151V153H51L49 156L50 157H54V159L58 158L59 156L61 157V155H63V148ZM115 145V144H114ZM116 145H118L116 143ZM230 145V144H229ZM232 145V144H231ZM107 146V145H106ZM113 144L110 146V151L111 149H113ZM119 146V145H118ZM26 147V146H25ZM34 146H32L33 149ZM43 147V146H42ZM41 147V149H42ZM244 147V146H243ZM250 147V146H249ZM36 148V147H35ZM212 148H215V146H213ZM236 148V147H235ZM241 148V147H240ZM23 149V148H22ZM28 149V148H27ZM66 149V148H65ZM86 149H88L87 152H83L81 153V158L79 159V161H82L84 159H88L90 156V151L91 149L89 147H87ZM26 150V149H25ZM54 150V151H55ZM84 150V149H83ZM213 150V149H211ZM227 150V149H226ZM238 150V149H237ZM243 152V149H241ZM262 150V148L260 149ZM37 151V149H36ZM42 151V150H41ZM55 151V152H56ZM66 151V150H65ZM214 151V150H213ZM229 151V148H228ZM27 152V151H26ZM226 152V151H224ZM239 152V151H238ZM25 153V152H24ZM37 153L34 150V154ZM229 153V152H228ZM231 153V151H230ZM234 153V152H233ZM47 154V153H46ZM66 154V152H65ZM111 154V153H110ZM232 154V153H231ZM246 154V153H245ZM249 154V153H248ZM25 155V154H24ZM32 155V154H31ZM55 155V156H54ZM108 155V154H107ZM237 155V154H236ZM239 155V154H238ZM30 156V155H29ZM232 156V155H230ZM234 156V155H233ZM232 156V157H233ZM7 157H9V159H7ZM149 157H152L154 161H156V163L159 164V166L161 167V171H160V177L158 176L157 172V179H156V184L160 183L161 180L166 183V187L164 186L163 189H161L162 191V195L159 196L160 191L157 190V187L148 179H144V177L141 179H139V181H136L135 179L132 178V176L134 174H137L135 178H139L138 173L141 172V166L143 165V163L145 162V159H147L146 161L149 160ZM216 157L219 158V160L216 159ZM252 157V156H251ZM43 158V157H42ZM45 158V157H44ZM63 158V157H62ZM66 158V157H65ZM234 158V157H233ZM53 159V161H54ZM209 159V158H208ZM229 159V158H226ZM231 159V158H230ZM2 160V162H1ZM125 160V159H124ZM241 160V159H240ZM51 161V160H50ZM49 161V162H50ZM226 161V160H225ZM261 161V160H260ZM31 162V160H30ZM39 162V161H38ZM41 162V161H40ZM60 163H62L61 161H59ZM171 162V161H170ZM27 163V162H26ZM58 163V162H55ZM233 163V162H232ZM238 163V162H237ZM37 164V163H36ZM41 164V163H40ZM43 164V163H42ZM53 164V162H52ZM81 164V162H80ZM220 168H216L218 167V165H221ZM234 164V163H233ZM27 165V164H26ZM39 165V164H38ZM57 165V164H56ZM232 165V164H231ZM37 166V165H36ZM82 166V165H81ZM210 166V167H208ZM236 166V165H235ZM243 166V165H242ZM247 166V165H246ZM33 167V166H32ZM39 167V166H38ZM75 167H77L75 165ZM223 167V168H221ZM22 168V167H21ZM34 168V167H33ZM41 168V167H39ZM43 168V167H42ZM46 168V167H45ZM235 168V167H234ZM257 168V167H256ZM263 168V167H262ZM32 169V168H31ZM221 169V170H220ZM236 169V168H235ZM261 169V168H260ZM23 170V169H22ZM42 170V169H41ZM91 170V171H92ZM217 170V172H216ZM234 170V169H233ZM253 170V169H252ZM258 170V169H257ZM35 171V169H34ZM68 171V169H67ZM244 171V170H243ZM251 171V170H250ZM65 172V171H64ZM110 175L107 176V174ZM219 173L220 176H218V178L215 176L216 173ZM237 172V171H236ZM239 172V170H238ZM248 172V170H247ZM246 172V173H247ZM258 172V171H256ZM21 173V172H20ZM43 173V172H41ZM61 173V172H60ZM229 173V174H228ZM244 173V172H243ZM244 173V174H246ZM254 173V172H253ZM52 174V173H51ZM232 174V173H231ZM234 174V173H233ZM238 174V173H237ZM25 175V174H24ZM43 175V174H42ZM63 174H58V176L56 175L55 177V182H61L63 188L65 189L63 191V193L57 192L55 193V191H48L47 193H51L49 195L53 196L56 195L58 198V201L56 200L54 202V204L56 202H59V204L62 203L61 200H64L65 198V192L66 190L69 192L70 191V186H68V183H66V180H69V175L68 177L66 176V174H64L66 176V178L61 177ZM236 175V174H235ZM240 175V174H239ZM247 175V174H246ZM51 176V175H50ZM243 177V175H241ZM249 176V175H248ZM36 175L32 176V181L35 179ZM61 177V178H59ZM101 177V176H100ZM235 177V176H234ZM233 178V177H232ZM251 178V177H250ZM259 178V177H258ZM51 179V178H50ZM90 180V179H89ZM89 180L86 179L87 182H85L87 185H89L90 189H94L93 184L89 183ZM116 180V184H114ZM235 180V179H234ZM26 181V180H25ZM213 181V183L210 185L208 184V182ZM85 184V185H86ZM238 184V183H237ZM29 185H32V182L29 183ZM36 185V184H34ZM83 185V184H82ZM247 185V184H246ZM21 186V185H20ZM33 186V185H32ZM244 186V185H243ZM249 186V185H248ZM22 187V186H21ZM35 187V186H34ZM52 187V186H51ZM54 187V186H53ZM52 187V188H53ZM88 187V186H87ZM196 189L197 191V195L200 198L202 204L195 202L194 200H191V198H193V189ZM35 189V188H34ZM36 190V189H35ZM46 190V191H47ZM84 190V189H83ZM89 190V189H88ZM166 190V193H164V191ZM45 191V190H44ZM62 191V190H60ZM37 192V191H36ZM244 192V190H243ZM20 193V192H19ZM70 193V192H69ZM103 193V194H102ZM110 194L109 197H106L105 194ZM84 194V193H83ZM15 195V194H14ZM89 195V194H88ZM159 196V197H158ZM46 197V196H45ZM69 197V196H68ZM66 197V198H68ZM87 197V196H86ZM236 197L237 200H236ZM12 198V197H11ZM80 198V197H79ZM130 198V197H129ZM127 199L125 201L124 204L130 205V199ZM43 199V198H41ZM47 199V198H46ZM52 199V198H51ZM69 199V198H68ZM123 199V198H122ZM44 200V199H43ZM49 200V197H48ZM55 200V199H54ZM67 200V199H66ZM87 200V198H86ZM85 200V204L87 203V201ZM247 201V200H246ZM53 202V201H52ZM49 202V203H52ZM53 204V203H52ZM50 205V204H49ZM56 205V204H55ZM88 205V204H86ZM10 206V204H9ZM45 206V205H43ZM204 206V207H203ZM206 209L205 212H203L201 209ZM9 211V210H8ZM202 211V212H201ZM253 212V210H252ZM251 212V213H252ZM30 213H31V208L26 209L23 212V217L24 218H28L30 221L33 219L32 217L30 218ZM42 213V212H41ZM118 211H111L110 215L115 216L117 219H119V216L117 215ZM249 213V212H248ZM35 214V213H34ZM124 214V213H123ZM122 214V215H123ZM203 214V215H202ZM206 214V216L204 215ZM47 216L46 217V222L49 220H52L55 215H56V210L54 209L53 206H50L49 209L47 210ZM81 217L80 223L81 225H85V223L83 222V213L79 214ZM121 217V214H119ZM34 216V215H33ZM36 217L38 218V215H36ZM92 217V218H91ZM239 217V216H238ZM20 220V219H19ZM26 221V220H25ZM237 221V220H236ZM244 221V219H243ZM18 222V221H17ZM29 222V221H28ZM37 222V221H36ZM30 223V222H29ZM105 223V222H104ZM246 224V223H245ZM19 225V224H18ZM111 226V225H110ZM255 226V225H254ZM36 227V226H35ZM86 227V226H85ZM113 227V226H111ZM140 227V228H139ZM36 229V228H35ZM80 229V228H79ZM85 229V228H84ZM140 229V231H139ZM0 230H1V226H0ZM32 230V229H31ZM34 230V229H33ZM252 230V228H251ZM102 231V230H100ZM83 232V231H82ZM81 232V233H82ZM241 232H246L249 233L247 229H242ZM240 232V233H241ZM252 232V231H251ZM106 233V232H104ZM245 233V235H246ZM2 233L0 232V235ZM88 234V233H87ZM86 234V235H87ZM98 234V236H97ZM90 234H88L89 236ZM106 235V234H104ZM248 235V234H247ZM122 236V235H121ZM210 236L211 238H208ZM243 236V234H242ZM82 237V236H81ZM91 237V236H90ZM8 238V237H7ZM13 238V237H12ZM100 238V236H99ZM104 238V237H103ZM102 238V239H103ZM116 238V240L114 239ZM2 239V238H0ZM88 239V238H87ZM92 239V238H91ZM222 239H225L224 241H222ZM249 239V238H248ZM247 239V241H248ZM81 240V239H80ZM100 240V239H99ZM5 241V240H4ZM50 241V240H49ZM98 241V240H97ZM210 242V243H207ZM7 243V242H6ZM97 243V242H96ZM247 243V242H246ZM5 244V243H4ZM100 244V243H99ZM49 246V245H48ZM100 249L102 247V245H99ZM128 246L130 247V249H128ZM97 247V246H96ZM119 247V248H118ZM121 248L126 247L125 250L119 251L116 253V249L118 248L120 250ZM226 248V247H225ZM100 249H94L93 250V259H96L97 261V256L100 255ZM53 251V250H52ZM49 252V251H48ZM126 257H129V261L125 260ZM223 257V255H222ZM101 258V256H100ZM225 258V257H224ZM122 259V262H119ZM124 259V260H123ZM128 259V258H127ZM137 259V258H136ZM102 260V259H101ZM134 260V259H133ZM92 262V261H91ZM90 262V263H91ZM95 262V261H94ZM54 263V262H53ZM96 263V262H95ZM31 264V262H30ZM132 264V263H131Z\"/></svg>",
  "mask_w": 264,
  "mask_h": 264
}]
</instances>
